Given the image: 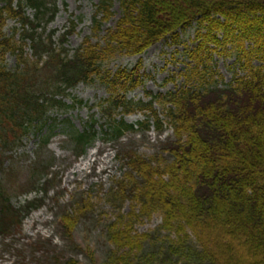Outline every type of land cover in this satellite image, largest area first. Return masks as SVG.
<instances>
[{
    "label": "trees",
    "instance_id": "obj_1",
    "mask_svg": "<svg viewBox=\"0 0 264 264\" xmlns=\"http://www.w3.org/2000/svg\"><path fill=\"white\" fill-rule=\"evenodd\" d=\"M115 2L122 13L101 47L88 37L70 52L58 49L65 38L53 47L36 31L45 16L51 20L55 14L44 0H0V151H12L29 132L45 148L58 122L68 127L78 157L96 138L117 143L127 133L140 137L150 130H172L171 136L157 139L149 156L124 146L116 153L122 172L106 196L118 213L104 225L113 247L102 260L97 262L91 251L86 262L52 258L48 238L34 241L32 253L48 252L43 264H264V63L255 64L264 59V0H98L93 30L111 15ZM27 9L33 17L26 15ZM6 18L20 25L18 39L4 33ZM188 28L197 43L193 48L184 45L193 64L182 73V87L147 93L146 101L127 99L128 88L142 80L133 69L112 74L104 64L117 52L137 54L146 44L168 37L176 41L177 30ZM27 43L32 60L22 52ZM213 52L234 59L236 71L228 83L213 65ZM9 53L17 58L13 67L6 63ZM45 55L50 69L42 67L45 62L40 65ZM93 82L108 91L94 105L103 124L96 127L89 119L77 129L68 119L50 117L51 110L71 106L62 100L71 97L77 84ZM71 102L78 106L82 100L72 96ZM133 109L144 118L128 123L124 113ZM49 167L40 162L33 167V191L40 197L20 208L14 207L0 179L2 237L19 226L26 212L43 205L53 186ZM84 196L71 197L72 204L55 214L69 246L73 229L92 210ZM124 201L131 202L127 213L121 212ZM152 214L161 217L155 230L137 233V221Z\"/></svg>",
    "mask_w": 264,
    "mask_h": 264
},
{
    "label": "rangeland",
    "instance_id": "obj_2",
    "mask_svg": "<svg viewBox=\"0 0 264 264\" xmlns=\"http://www.w3.org/2000/svg\"><path fill=\"white\" fill-rule=\"evenodd\" d=\"M44 1L50 5V12L55 14L51 20L50 15L48 18L45 16L46 20L43 18L39 22L36 31L41 33L46 41L49 38L53 47H59L60 40L65 38L66 43L58 49L62 50L61 47H63L70 52L78 48L88 37L92 44L96 43L101 47L107 34L116 28L122 13L115 2L111 8V15L101 23L98 30H93L91 16L98 0ZM26 15L33 17V10L27 9ZM3 30L6 35H14V38L18 39L20 25L13 18H6L3 22ZM66 31H68L67 36ZM178 32L176 41L168 37L150 45L146 44L142 52L137 54L117 52L104 64V69L112 74L125 68L133 69L136 71L134 75L142 80L141 85L133 84L128 88L130 90L126 94L127 99L146 101L147 93L163 94L167 91L174 92L182 87V83H185L182 73L187 65L193 64L192 59L184 55V45L189 44V47L193 48L197 42L194 40L192 28H188L185 32L177 30ZM22 52L27 59L32 60L31 46L28 43L22 45ZM213 55L212 62L215 69L222 76L223 82L228 83L231 81L233 72L236 71L233 68V57L217 52H213ZM5 58L8 67H13L17 61V58L10 53L5 55ZM46 60L47 55L42 57L40 65L45 62L42 67L50 69L51 65ZM263 63L264 59L255 62L257 65ZM72 96L82 100V103L72 106ZM107 96L108 91L100 82L79 83L71 92V97L62 100L71 106L67 110H51L50 117H56L58 121L68 119L69 123L77 129H82L86 121L92 119L97 123V127L103 124L105 119L101 117L94 105ZM157 109L161 111V107ZM123 118L128 123H136L141 121L144 115L141 111L133 109L125 112ZM67 128L64 123L58 122L45 148L38 147L39 136L29 132L20 144L10 147L12 151H0L2 152L0 179L4 189L11 196L14 207L20 208L28 200L40 197L33 191L37 188V180L31 173L37 162L49 165L47 171L54 175L51 183L53 186L43 205L26 212L18 227L3 233L5 238L0 233V264H43L42 258L46 260L45 256L48 252L33 254L32 249L34 241L47 238L51 239V244H47L46 247L49 249V254L53 253L52 258L57 256L86 262V255L88 251H91L97 262L102 260L108 250L113 247L106 238L104 225L108 220L113 219V213L114 215L118 213V208L113 209L106 196L112 180L116 181L122 172L116 153L124 146V149L131 147L132 150L149 156L155 150L157 139L163 140L172 135L170 128H164L161 134L150 130L140 137L127 133L117 143H105L101 138H96L85 153L78 157L75 155L72 143L68 140ZM82 194L85 195L84 199L88 196L86 204L92 207V210L73 229V240L69 246L63 240L64 233L57 228L55 214L60 213V210L68 204H72L71 197H80ZM55 199H58V204ZM121 207V212L127 213L131 209V202L124 201ZM160 221L159 214H152L150 218H141L135 225V231L150 233L155 230ZM75 246L78 249L77 252Z\"/></svg>",
    "mask_w": 264,
    "mask_h": 264
}]
</instances>
